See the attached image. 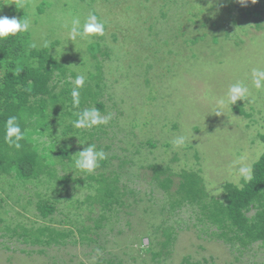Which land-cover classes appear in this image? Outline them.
I'll return each mask as SVG.
<instances>
[{"label":"rangeland","instance_id":"obj_1","mask_svg":"<svg viewBox=\"0 0 264 264\" xmlns=\"http://www.w3.org/2000/svg\"><path fill=\"white\" fill-rule=\"evenodd\" d=\"M12 2L0 0V15L31 28L0 40V86L6 72L37 65L33 43L48 41L60 68L51 94L27 99H44L45 110L24 113L42 170L31 178L0 170V264H264L262 240L243 241L228 220L209 215L226 183L242 186L239 167L252 168L264 152V90L251 75L264 69V0L4 5ZM90 13L104 35L70 40L73 21L82 27ZM77 75L85 77L78 108ZM237 81L252 102L225 104L217 116V101ZM85 108L108 123L74 128ZM180 135L191 141L186 148L171 143ZM88 143L107 155L90 175L70 167ZM41 203L54 211L42 215Z\"/></svg>","mask_w":264,"mask_h":264},{"label":"trees","instance_id":"obj_2","mask_svg":"<svg viewBox=\"0 0 264 264\" xmlns=\"http://www.w3.org/2000/svg\"><path fill=\"white\" fill-rule=\"evenodd\" d=\"M11 46L14 39L4 41V46ZM32 57L37 58V65L22 69L17 73L6 72L3 84L0 86V170L8 171L14 168L23 178H31L36 171L42 170V163L32 140L28 135L27 122L24 113L30 109L43 112L45 101H38L33 105L27 104V99L51 94L50 79L54 69L60 68L49 49L44 47L31 48ZM15 115L19 118L22 130L26 132L25 140L21 141L22 147L17 150L9 147L4 142V121L8 116ZM264 142V133L261 135ZM253 179L243 182L242 186L228 182L225 184L224 201L215 200L210 219L218 223L228 220L231 226L244 237L243 241L262 240L264 243V152L252 166ZM194 180L193 177H189ZM194 183V181H193ZM193 189L194 186H193ZM196 190V189H195ZM108 198H112L113 190L108 187ZM251 207L256 208L254 216L249 218L246 212ZM39 209L42 215L47 216L54 211L52 204L41 203Z\"/></svg>","mask_w":264,"mask_h":264},{"label":"clouds","instance_id":"obj_3","mask_svg":"<svg viewBox=\"0 0 264 264\" xmlns=\"http://www.w3.org/2000/svg\"><path fill=\"white\" fill-rule=\"evenodd\" d=\"M242 6H247L249 0H238ZM252 4L258 3V0H250ZM15 7L24 8L23 3H16L13 0L12 3ZM104 23L101 22L94 13H90L87 21L81 27L80 21L78 19L73 21L72 27L69 32V39L75 40L88 39L93 36H103L104 35ZM31 28V23L28 19H21L15 16L8 17L0 15V40H4L9 36H16L20 33H28ZM30 47L36 48L35 43L31 44ZM45 49L50 48V43L45 41L43 44ZM252 85L257 90H264V69H253L252 70ZM85 77L83 75H77L75 78V87L71 92L73 106L79 107V89L84 86ZM251 92L249 87L242 81H237L229 86L226 98H221L217 101V107L215 114L217 116L221 115L222 108L225 104L235 105L237 101H247L251 103ZM76 119L71 121L74 128H92L98 127L100 125H105L108 123L110 117H102L99 110L96 108H85L75 113ZM26 132L22 130L19 118L15 115L8 116L4 121V142L9 145V147H14L19 150L22 147L21 141L25 140ZM174 148H186L191 141L184 135L175 137L171 141ZM83 145V144H81ZM107 160V155L105 151L97 149L95 144L88 143L87 147L78 151V155L72 161L70 167L83 172L85 174H93L97 168L101 166V162ZM240 177L245 183L251 182L253 179L252 168L250 166H241L238 169Z\"/></svg>","mask_w":264,"mask_h":264}]
</instances>
